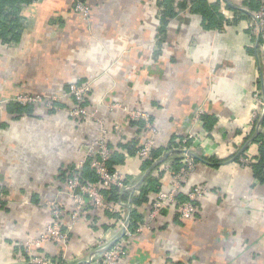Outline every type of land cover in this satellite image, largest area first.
Segmentation results:
<instances>
[{
    "label": "crops",
    "instance_id": "obj_1",
    "mask_svg": "<svg viewBox=\"0 0 264 264\" xmlns=\"http://www.w3.org/2000/svg\"><path fill=\"white\" fill-rule=\"evenodd\" d=\"M82 1L91 8L87 18L74 11L77 0H35L24 8L20 42H0V264H17L16 245L45 232L50 202L65 203L63 222H69L67 177L60 174L84 162L101 131L97 121L68 115L69 96L56 109L31 104V113L14 112L8 103L19 93H61L76 81L93 84L90 106L123 155L113 167L131 185L149 167L123 145L149 133L114 102L147 110L161 143L195 132L194 152L222 159L216 165L198 161L185 183V192L209 187L197 215L182 220L176 206L167 208L154 231L128 240L117 264H264V182L251 165L238 162L241 155L258 153L243 129L260 112L256 90L264 94V31L229 9L228 2L241 7L235 0H220L222 28L206 27L200 13L187 9L162 26L158 0ZM197 114L213 117L209 131ZM152 172L144 183L154 174L156 185L170 187L171 171ZM120 217L89 208L66 245L46 243L36 250L62 256L65 264H83L99 239L112 242L120 235Z\"/></svg>",
    "mask_w": 264,
    "mask_h": 264
},
{
    "label": "built area",
    "instance_id": "obj_2",
    "mask_svg": "<svg viewBox=\"0 0 264 264\" xmlns=\"http://www.w3.org/2000/svg\"><path fill=\"white\" fill-rule=\"evenodd\" d=\"M234 1V0H232ZM241 4L248 0H235ZM74 11L83 17H89L91 8L83 1H77L74 5ZM251 27L258 31H264V3L260 6L258 11L253 13L251 20ZM92 92L91 82H72L66 90H63L61 94L57 93H19L11 101L19 102L21 104H33L43 105L47 108H58V103L61 101L62 96H69L72 99L71 105L67 108L68 115L76 121L84 119H92L101 124V131L99 135L89 145L84 162L77 165L76 171L68 172L65 193L66 197L71 201L72 207L69 205V217L68 223L63 222L64 206L58 201L54 200L50 202L52 208V217L48 222L45 232L40 235L36 241H28L23 245L17 244V264H65L66 261L62 256L50 255L46 249L36 250V246L43 247L46 243H55L58 245H66L70 239V229L79 222L84 216L87 215L89 208H94L100 212H119L121 217L122 232L112 242H108L103 239H99L95 243V251L83 262V264H117L120 259L126 256L127 242L130 238L143 234L145 232H152L163 212L171 207L176 206L177 212L182 220L193 219L198 211V201L204 195L209 193V187L206 184L197 185L187 190V198L179 202L178 196L180 192L184 191L185 183L190 177L191 173L197 166V160L187 152L181 153V165L177 171L170 169L168 164L160 166V168L154 169L155 173L159 176L160 173L165 171H171V184L169 188H160L151 198L149 207L144 212V219L139 222L134 228H130V220H128L131 213V200L128 201H108L104 190H108L113 186H117L120 192L131 190L132 192H138L139 189L133 190L135 185L130 184V179L123 171L115 169L111 171L107 165L112 155V148L110 147V139L108 137L109 131L104 127L102 118L90 111V94ZM258 102L260 104V112L253 115L250 120V125L243 129V135L256 138L259 133L264 134V120L260 123L261 118L264 116V94H261L256 90ZM261 96V97H260ZM114 108L123 110L129 121H142L143 129L147 130L149 136L139 137L138 149L136 155L142 159H152V151L159 146H167L168 142L161 143L159 141L160 130L156 123H154L152 115L145 109L129 107L121 102H114L112 105ZM197 118L201 123V115L197 114ZM260 123V124H259ZM259 132L257 134V129ZM116 132L121 133L122 129L119 125L115 126ZM251 133V134H250ZM254 133V134H253ZM209 134L203 131V135ZM198 134L195 132L188 133L182 139H177L178 143L183 144L178 148L181 150H192L187 147L186 144L190 140L197 139ZM257 145V156L253 157L251 154H244L238 158V162L243 165H252L256 162L259 156V143ZM193 151V150H192ZM92 156L91 167L95 169L99 176L97 181H86L82 177L83 166L88 159ZM162 157V156H161ZM159 159V158H158ZM157 159L154 160V162ZM158 167V166H157ZM153 169V170H154ZM3 195V194H2ZM127 211H129L127 213ZM67 225V226H66Z\"/></svg>",
    "mask_w": 264,
    "mask_h": 264
},
{
    "label": "trees",
    "instance_id": "obj_3",
    "mask_svg": "<svg viewBox=\"0 0 264 264\" xmlns=\"http://www.w3.org/2000/svg\"><path fill=\"white\" fill-rule=\"evenodd\" d=\"M35 0H0V42L1 43H18L22 39V34L25 28V15L24 8L26 5L34 2ZM82 1V0H77ZM84 2V1H83ZM264 3V0H248L245 3H242L241 7H235L231 3L228 2L227 6L229 9L234 10V12L238 15L248 17L252 20L253 13L258 11L260 6ZM241 4V3H239ZM158 6L160 7L161 12V23L164 26L167 21L176 16L180 10H189L193 13H200L203 16L204 24L208 28H222L224 23V17L219 12L220 0L216 1H208V0H158ZM260 54V52H258ZM69 85H67V88ZM66 88V89H67ZM9 108L14 112L22 113H31V104H21L19 102L11 101L8 103ZM203 119V127L206 131L211 129V119L213 117L202 114ZM210 119V120H209ZM133 124L143 125L142 121H130ZM248 138V137H247ZM182 139V137H181ZM246 140V139H245ZM133 141V140H132ZM255 142L259 143V156L256 162L252 163V169L254 171V175L260 182H264V134L263 132L259 133L255 138ZM138 139H134L132 143L128 142L124 144L125 148H127L128 152L136 155V151L138 149ZM183 146V144L178 143L175 139H170L167 146H159L158 148L153 149L152 151V159L143 160V166L149 167L155 159L160 158L166 151L178 148ZM187 147L191 148L193 151L194 145L192 144V140L188 141L186 144ZM112 148V155L107 161V165L111 171H114L115 168L113 165L115 163H121L123 161V155L119 154L120 151L115 149V147L110 144ZM196 151V150H195ZM197 161H203L208 164H215L220 162L222 159L217 158L215 155L213 156H205L198 154ZM181 153L174 152L172 156L167 161L168 166L171 170L177 171L180 168L181 162ZM92 156L88 157L86 160L83 170L82 177L86 181H97L99 179L98 174L95 169L91 167ZM160 168V166L156 167V169ZM68 169V170H67ZM67 169H63L60 174L61 177L66 179L68 172L76 171V166L72 165ZM153 172L155 173V170ZM152 172V173H153ZM162 174V173H160ZM154 175V174H153ZM153 175L148 176L146 182L142 185L138 192H132L131 190L120 192L117 186H113L108 190H104V194L108 201H129L135 205L134 209L131 213L130 220V228H134L139 222H142L144 219V213H140L137 210L136 206L145 207L147 209L149 204L151 203V198L156 191L160 189L161 186L156 185V180ZM161 184V183H160ZM185 190V189H184ZM6 192V191H5ZM187 192V191H186ZM185 191L180 192L178 196L179 202L184 201L187 198V194ZM4 195L3 188H0V195ZM0 199L2 200V197ZM108 216L113 217L115 220L120 217L119 212H107ZM179 218L180 215L178 214ZM104 227L106 225H103ZM126 250L127 247H126ZM127 252V251H126Z\"/></svg>",
    "mask_w": 264,
    "mask_h": 264
},
{
    "label": "water",
    "instance_id": "obj_4",
    "mask_svg": "<svg viewBox=\"0 0 264 264\" xmlns=\"http://www.w3.org/2000/svg\"><path fill=\"white\" fill-rule=\"evenodd\" d=\"M263 120H264V116L261 118L260 123H261ZM260 123H259V124H260ZM258 132H259V128L257 129V134H258ZM252 139H254V138H252ZM174 152H187V153H189L190 155H192L194 158H198V157H199L198 154H196V153H195L194 151H192V150L185 151V150H181V149H172V150L166 152L162 157H160L159 159H157L155 162H153V163L149 166V168H148V170H147L145 176L142 178V180L139 181V183H137L135 186H133L132 189H133V190L140 189V188L142 187L143 183H144V179H145L146 175H147L149 172H151L155 167H157V166L160 165L161 163L165 162V161L167 160V158H168L172 153H174ZM130 218H131V213L129 214V217H128V220H127V221H129Z\"/></svg>",
    "mask_w": 264,
    "mask_h": 264
},
{
    "label": "rangeland",
    "instance_id": "obj_5",
    "mask_svg": "<svg viewBox=\"0 0 264 264\" xmlns=\"http://www.w3.org/2000/svg\"><path fill=\"white\" fill-rule=\"evenodd\" d=\"M92 91H93V84H92ZM62 93V92H61ZM61 93H57V94H61ZM92 93V92H91ZM91 95V94H90ZM64 96L61 97L60 100L63 99ZM89 107H90V111L92 114H96L97 115V108L96 107H93L92 105L90 106V103H89ZM82 121V120H81ZM128 249V248H127ZM127 251V250H126ZM127 253V252H126Z\"/></svg>",
    "mask_w": 264,
    "mask_h": 264
}]
</instances>
